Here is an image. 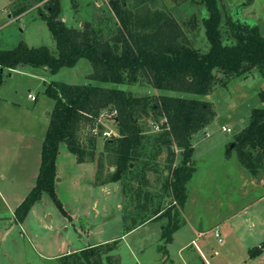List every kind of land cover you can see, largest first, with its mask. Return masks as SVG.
Returning <instances> with one entry per match:
<instances>
[{"label": "rangeland", "instance_id": "rangeland-1", "mask_svg": "<svg viewBox=\"0 0 264 264\" xmlns=\"http://www.w3.org/2000/svg\"><path fill=\"white\" fill-rule=\"evenodd\" d=\"M46 1L0 0V26L17 16L21 7L28 5L34 9L0 27V51L25 44L31 48L47 47L56 55L55 41L39 16ZM114 1L126 10L140 12L146 7L169 14L181 26L185 40L192 47L201 53L208 51L202 24L207 11L200 0H147L144 5H138L139 0ZM60 5L61 19L69 28L84 30L87 26V30L93 29L104 40L122 28L110 8V0H60ZM218 6L224 37H230L229 27L225 25L230 21L256 27L264 34V0H218ZM91 73L92 67L86 59L55 73L29 66L2 73L0 100L12 101H0V231L3 234L0 264H88L86 257L90 254L100 264H109L108 256L113 258L111 264H264V168L252 175L243 168L235 150L229 157L225 155L234 136L248 125L251 111L264 107L258 97L259 92H264V80L256 69L246 76L228 79L225 87L216 84L204 98L214 117L192 137L194 172L186 184L187 201L176 218L179 228L172 234L171 242L162 238L166 216L128 233L124 228L123 211L134 213L129 198L140 186L151 193L157 208L160 205L167 208L173 199L164 189L169 178L166 152L151 161L152 149L146 141L142 160L149 161L157 172H147L148 183L142 185L138 180L130 181L129 173L125 183L116 184L118 191L111 186L109 193L101 188L109 184L103 180L115 168L113 155L104 152V138L98 137L96 141L94 171L91 164L79 166L65 143H60L54 162V192L60 205L43 193L24 214L18 210L35 185L41 142L54 104L44 94L45 84H93L87 79ZM216 78L225 79L219 73ZM119 88L138 97L160 94L141 79ZM29 95L36 97V101L32 102ZM110 112L104 111L97 124L111 136H118ZM140 124L146 136L163 131L162 118L155 112L143 117ZM223 127L231 129V133L223 132ZM88 131V126H81L78 133L85 145ZM179 162L177 156L170 167H176ZM125 184L126 194H123ZM122 235L114 243L97 244ZM257 248L262 249L260 255L254 253Z\"/></svg>", "mask_w": 264, "mask_h": 264}, {"label": "trees", "instance_id": "trees-1", "mask_svg": "<svg viewBox=\"0 0 264 264\" xmlns=\"http://www.w3.org/2000/svg\"><path fill=\"white\" fill-rule=\"evenodd\" d=\"M146 1L139 0L138 5H144ZM199 3L207 11V17L202 20L209 44L205 53L185 40L181 26L169 14L150 11L146 7L140 12L126 10L114 0H110V8L122 28L110 39H102L93 29L67 27L61 19L60 0H47L39 16L55 41L56 55L47 47L31 48L25 44L0 51L2 71L29 66L55 73L61 68L74 67L81 59H86L92 67L87 79L93 84H45L44 94L54 104L41 146L35 185L18 210L24 214L43 193L60 205L54 192V162L60 143H65L77 163H94L96 141L103 131L97 120L104 111H116L114 121L118 136L104 138L103 143L104 152L113 155L115 170L103 183L123 184L129 173L132 174L130 181L138 180L141 185L148 183L147 172L156 173L157 169L154 170L149 161L142 160L145 141L152 149L149 151L151 161L166 152L169 178L164 189L173 197L170 206L155 207L154 197L140 186L129 198L134 213L124 210L123 223L125 231L130 232L166 216L168 221L162 228V238L171 242L172 234L179 228L176 218L187 201L186 184L194 172L192 137L214 117L204 98L210 95L216 84L225 87L228 79L246 76L255 69L264 80V34L256 27L230 21L225 24L231 32L230 37H224L218 0H200ZM27 6L21 7L16 15L27 11ZM216 73L225 79L217 80ZM140 79L160 94L138 97L119 88ZM107 84L111 86H102ZM258 97L264 104L263 91ZM150 112L162 118L163 131L146 136L140 121ZM81 126L89 127L87 145L78 135ZM177 150L180 151L178 155ZM232 150L236 151L243 168L252 175L264 168V107L251 111L248 125L234 136L225 155L229 157ZM102 155H99L101 159ZM177 156H180L179 164L170 167ZM122 192L126 194L125 188ZM261 248L256 249L255 255H260ZM86 259L88 264H100L91 254ZM112 261L113 258L108 256L107 262L111 264Z\"/></svg>", "mask_w": 264, "mask_h": 264}, {"label": "crops", "instance_id": "crops-1", "mask_svg": "<svg viewBox=\"0 0 264 264\" xmlns=\"http://www.w3.org/2000/svg\"><path fill=\"white\" fill-rule=\"evenodd\" d=\"M37 6V5H36ZM39 8V7H38ZM33 8H30L29 10H27V11H25V12H23L22 14H20V15H17V16H15L14 18H17V17H22V16H26V14H28V13H31V11H33L32 10ZM31 10V11H30ZM10 19H11V16L9 17ZM14 18H12V19H14ZM9 20V21H7V22H5V23H3L0 27H6V26H8V24L9 23H11V21H13V20ZM44 70H46L45 68H43ZM0 71H2V70H0ZM4 71H6V70H4ZM4 71H2V72H4ZM11 71H15V70H11ZM8 72H10V71H8ZM260 75V74H259ZM10 76V75H9ZM260 78H261V80H263L262 79V77L260 76ZM262 83L264 84V81H262ZM264 86V85H263ZM1 96H4L2 93H1ZM32 96V95H31ZM29 97V96H28ZM30 99V98H29ZM31 100V99H30ZM0 101H12V100H10V99H8V98H2V100H0ZM32 101V100H31ZM36 101V97H35V100L34 101H32V102H35ZM53 108V107H52ZM52 110V109H51ZM51 110H50V112H51ZM50 114V113H49ZM49 114H48V124H49ZM48 124H47V126H46V128H45V130H44V135H43V138H42V142H43V140H44V137H45V133H46V130H47V127H48ZM42 142H41V146H42ZM40 161H41V153H40ZM87 164H91L92 166H91V168H92V171H94V169H95V167H94V165H93V163H89V162H87ZM79 166H84V164H81V165H79ZM89 166V165H88ZM119 183V182H118ZM118 183H112L113 185H111V183H109V184H105L102 188H101V190H103L105 193H109V190H110V187L112 186V188H114V190H116V192L118 191V185H116V184H118ZM148 223V222H147ZM146 224V223H145ZM144 225V224H143ZM142 226V225H141ZM217 227L218 226H215V228L217 229ZM131 232V231H130ZM128 233V232H127ZM2 232L0 231V241H1V237H2ZM124 235H122V236H119V237H116V238H112V239H108V240H105V241H102V242H99V243H97V244H100V245H107V244H111V243H114V242H116V240H121L120 238H122ZM93 245H96V244H93ZM188 245V244H187ZM186 245V246H187ZM186 246H184L183 248H181V250L182 249H184ZM70 250H75V249H70ZM61 254H63V253H61ZM61 254H58L59 256L61 255ZM58 255H56V256H53V257H51V258H56Z\"/></svg>", "mask_w": 264, "mask_h": 264}, {"label": "built area", "instance_id": "built-area-1", "mask_svg": "<svg viewBox=\"0 0 264 264\" xmlns=\"http://www.w3.org/2000/svg\"><path fill=\"white\" fill-rule=\"evenodd\" d=\"M29 98H30L32 101L35 100V97H34V96L29 95ZM108 115H109V116H113L112 118H113V120H114V119H115L114 117H116V111H111L110 114H108ZM101 117H102V114L99 116V118H98V120H97L98 123L101 122ZM222 131L225 132V133H231V129L226 128V127H223V128H222ZM93 132H94L95 134H97V131H96V130H94ZM100 136H101L102 138H107V137L110 138V137H111V134H110L109 132H107V131H102L101 134H100Z\"/></svg>", "mask_w": 264, "mask_h": 264}, {"label": "water", "instance_id": "water-1", "mask_svg": "<svg viewBox=\"0 0 264 264\" xmlns=\"http://www.w3.org/2000/svg\"><path fill=\"white\" fill-rule=\"evenodd\" d=\"M86 29H87V26L84 27V30H86Z\"/></svg>", "mask_w": 264, "mask_h": 264}]
</instances>
